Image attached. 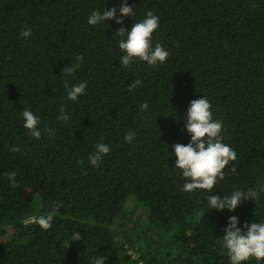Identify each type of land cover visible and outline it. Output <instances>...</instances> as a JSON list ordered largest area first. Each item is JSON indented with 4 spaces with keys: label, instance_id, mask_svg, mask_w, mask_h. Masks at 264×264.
<instances>
[{
    "label": "trees",
    "instance_id": "1",
    "mask_svg": "<svg viewBox=\"0 0 264 264\" xmlns=\"http://www.w3.org/2000/svg\"><path fill=\"white\" fill-rule=\"evenodd\" d=\"M120 2L0 0V264H91L97 255L105 264H230L227 217L264 220V193L231 213L208 210L211 193L181 191L168 153L188 142L184 113L203 95L236 152L212 194L264 182V0H127L134 16L87 24ZM148 11L159 17L151 42L168 56L122 67L114 34ZM70 64L75 71L62 73ZM84 81L85 94L67 99ZM24 108L39 117V139L23 127ZM96 143L110 151L93 167ZM53 205L43 230L31 218ZM74 231L81 238L69 242Z\"/></svg>",
    "mask_w": 264,
    "mask_h": 264
},
{
    "label": "clouds",
    "instance_id": "2",
    "mask_svg": "<svg viewBox=\"0 0 264 264\" xmlns=\"http://www.w3.org/2000/svg\"><path fill=\"white\" fill-rule=\"evenodd\" d=\"M117 12L119 14H117ZM134 8L127 0H121L119 8L107 7L101 10H93L87 17V24L96 26L108 23L115 19L117 24L122 23L126 16H134ZM159 27V17L153 12L145 13L143 19L133 22L126 31L118 28L114 34L119 37L117 44L122 52L119 58L120 66L127 67L134 59H139L149 66H156L165 62L168 51L160 44L151 42L153 32ZM20 36L27 39L31 36V29H24ZM77 60L82 59L76 57ZM75 67H79L77 64ZM75 68L68 66L62 70L64 74H71ZM140 80H135L129 85V91L139 85ZM87 82L74 84L67 90V99L76 101L85 94ZM147 103L140 105L141 111L147 110ZM211 105L207 97L201 96L192 99L184 113L183 130L189 136L186 144L174 143L171 145L169 156L175 157L174 169H178L185 182L181 191L192 193L197 190H205L211 194L207 195L206 203L208 210L233 212L243 201H256L260 194L264 193V182L245 189H234L227 195H214V186L218 180L223 179L224 169L230 162L236 159V152L228 144L223 142L222 121L213 119L210 111ZM23 127L28 130L33 138L39 139L41 132L38 127L39 117L31 110L24 108L20 112ZM59 120L67 121L68 115L61 108ZM51 134V129L48 130ZM134 133L124 135L126 142H131ZM110 151L109 145L96 143L95 150L88 155L89 164L98 166L102 157ZM234 170V169H233ZM15 173H8L9 180H13ZM60 208L53 205L47 215L32 217V221L41 229L47 230L51 227L53 217ZM239 218L235 215L227 217L223 229L222 244L226 250L230 264H244L254 259L256 264L264 261V220H252L240 224ZM79 231H74L69 237L70 241L80 240ZM91 264H105V257L97 255L92 258Z\"/></svg>",
    "mask_w": 264,
    "mask_h": 264
}]
</instances>
